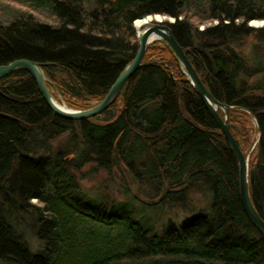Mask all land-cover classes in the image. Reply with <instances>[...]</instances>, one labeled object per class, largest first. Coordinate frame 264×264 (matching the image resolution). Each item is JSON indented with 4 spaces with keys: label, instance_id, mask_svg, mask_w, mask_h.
<instances>
[{
    "label": "trees",
    "instance_id": "trees-1",
    "mask_svg": "<svg viewBox=\"0 0 264 264\" xmlns=\"http://www.w3.org/2000/svg\"><path fill=\"white\" fill-rule=\"evenodd\" d=\"M31 1L54 22L22 13L0 23V66L44 64L56 93L80 110L103 100L134 59L135 20L175 18L169 26L199 78L232 107L230 131L250 155L251 197L264 220V27L249 25L264 21V0ZM193 19L215 24L199 30ZM247 38L257 43L250 57L237 50ZM121 165L145 185L152 203L142 212L133 199L90 195L77 178L86 167ZM164 209L188 213L161 223ZM0 264H264L238 160L166 42L148 48L115 104L89 120L57 116L25 70L0 81Z\"/></svg>",
    "mask_w": 264,
    "mask_h": 264
},
{
    "label": "water",
    "instance_id": "water-1",
    "mask_svg": "<svg viewBox=\"0 0 264 264\" xmlns=\"http://www.w3.org/2000/svg\"><path fill=\"white\" fill-rule=\"evenodd\" d=\"M168 23L173 24L175 20L171 19ZM168 23L166 22L165 24L162 23V21H155L152 26H149L139 36L138 50L134 59L120 73L104 99L87 110L76 111L65 107L63 108V106H59L60 103H58L59 105L55 104L56 99L52 94L51 83L45 75L44 64H39L27 59H20L8 65L0 66V81L17 70H25L32 75L43 99L57 116L67 120L94 118L101 116L118 100L128 81L144 66V58L148 48L155 42L165 41L174 51L177 61L187 75V80L202 99L207 111L223 131L228 145L233 150L239 164V188L243 210L255 229L264 235V220L255 209L251 197L249 156L246 157L244 155L230 131L229 115L232 107L222 104L208 91L193 68L183 48L176 41ZM220 110L224 113L223 118L219 114Z\"/></svg>",
    "mask_w": 264,
    "mask_h": 264
},
{
    "label": "rangeland",
    "instance_id": "rangeland-1",
    "mask_svg": "<svg viewBox=\"0 0 264 264\" xmlns=\"http://www.w3.org/2000/svg\"><path fill=\"white\" fill-rule=\"evenodd\" d=\"M34 4L35 2L31 0H0V23L4 24L10 21L11 19L13 20L16 17H19V15L22 13H32L38 17L39 21L44 22V23L51 24L54 22V15H52L49 11H47L46 7L39 6L38 8H34ZM192 6H193V10L191 11H194L197 9L196 6L194 5ZM150 16L152 15H148L147 18ZM169 21H171V19L169 18L166 19V22H169ZM192 21L194 22L195 27H198L199 30H203L208 25L215 24V22L200 24L196 19H193ZM154 23H155V20L150 26H152ZM250 26L253 28H263L264 21L262 20L251 21ZM133 27H134L135 34H136V41L138 42V45H139L138 38L141 34H138L136 26H135V22L133 23ZM256 44L257 43H256L255 38H247L237 44V50L241 54H244L250 57L251 53L256 48ZM259 51L261 52L262 55H264V46H261ZM51 87H52L51 90L53 91L54 90L53 86L51 85ZM53 92H54L56 99H59L62 105H65L69 109L76 110L74 108L69 107L62 100L61 96L56 93L55 90ZM253 149H254V146L251 149V152L253 151ZM251 152L249 154H251ZM248 156L250 158V155ZM134 177L136 176L129 175L128 173L126 174L125 168L122 165L120 167H116V169H114V172L113 171L108 172V171L99 169L97 167H94V170L92 171L91 169H89V167H86L83 170V172L80 173L79 176H77V178L80 179V182L82 183L85 190L88 191L90 195L100 194V195L105 196L107 201L116 200L114 203L121 202L122 199L124 200L133 199V203L137 206L136 210L139 212H142V205H144V203L151 204L152 202H151V199L149 198V195H147L148 194L147 191H144L142 189V187L145 188V185L142 183L141 188H139L138 185H136L135 181L133 180ZM141 181H144V179H142ZM136 198L141 201L138 202ZM200 199L201 197L199 195L195 196L194 198L195 206L199 203ZM32 204L39 206L40 202H38L37 200H34L32 201ZM186 213H188V210H177L176 209L175 211L170 210L168 212L165 209L162 211L158 210L157 218L159 222L161 223L168 220V218H173L175 221H180L186 215ZM35 232L36 231H34L33 228H27L24 233L27 239L30 241V245L33 247V249L38 250L41 248L42 244L40 243L39 239L36 238Z\"/></svg>",
    "mask_w": 264,
    "mask_h": 264
},
{
    "label": "bare ground",
    "instance_id": "bare-ground-1",
    "mask_svg": "<svg viewBox=\"0 0 264 264\" xmlns=\"http://www.w3.org/2000/svg\"><path fill=\"white\" fill-rule=\"evenodd\" d=\"M147 17V16H146ZM173 19V20H175L176 21V19L175 18H173V17H170V16H167V15H164V14H153L152 16H150V17H148V18H146V19H144V18H141V19H137V20H135L134 22H135V26H136V29H137V32H138V34H142L153 22H154V20L155 21H158V22H161L162 21V23H165L166 24V19ZM168 23V22H167ZM255 23V22H254ZM169 24V23H168ZM174 24V23H173ZM256 24V23H255ZM249 25H250V23H249ZM165 42V41H164ZM167 44V43H166ZM171 49V48H170ZM172 50V49H171ZM172 53H173V55H174V57L176 58V55L174 54V51L172 50ZM46 75V74H45ZM120 75V74H119ZM118 78V77H117ZM116 81V80H115ZM115 83V82H114ZM126 86V85H125ZM112 87V86H111ZM125 88V87H124ZM111 89V88H110ZM54 91V90H53ZM52 91V94H53V96H54V98L56 99V97H55V95H54V92ZM122 93V92H121ZM104 99V98H103ZM45 101V100H44ZM102 101V100H101ZM45 103H46V101H45ZM58 103H60V100L59 99H56L55 100V104L56 105H59ZM47 104V103H46ZM115 104V103H114ZM113 104V105H114ZM112 105V106H113ZM47 106H48V104H47ZM59 106H63V108L65 107V108H67L65 105H62V103H60V105ZM49 107V106H48ZM50 108V107H49ZM68 109V108H67ZM84 110H87V109H84ZM52 111V110H51ZM76 111H82V110H80V109H76ZM107 111V110H106ZM104 114V113H103ZM102 114V115H103ZM94 118H96V117H94ZM89 119H93V118H87V119H85V120H89ZM71 121H75V122H80V121H84V120H71ZM251 191V190H250ZM34 201V200H33ZM256 209V208H255Z\"/></svg>",
    "mask_w": 264,
    "mask_h": 264
}]
</instances>
